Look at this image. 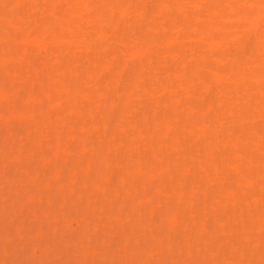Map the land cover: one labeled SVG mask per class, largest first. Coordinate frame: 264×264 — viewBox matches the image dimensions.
Instances as JSON below:
<instances>
[{
  "label": "bare ground",
  "instance_id": "obj_1",
  "mask_svg": "<svg viewBox=\"0 0 264 264\" xmlns=\"http://www.w3.org/2000/svg\"><path fill=\"white\" fill-rule=\"evenodd\" d=\"M0 75L35 132L89 121L109 150L132 131L201 170L264 167V0H0Z\"/></svg>",
  "mask_w": 264,
  "mask_h": 264
},
{
  "label": "rangeland",
  "instance_id": "obj_2",
  "mask_svg": "<svg viewBox=\"0 0 264 264\" xmlns=\"http://www.w3.org/2000/svg\"><path fill=\"white\" fill-rule=\"evenodd\" d=\"M5 83L0 264H264V167L231 178L238 163L203 154L201 170L188 144L163 157L132 131L109 150L89 121L35 132L20 113L38 105H9Z\"/></svg>",
  "mask_w": 264,
  "mask_h": 264
}]
</instances>
